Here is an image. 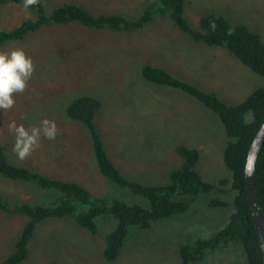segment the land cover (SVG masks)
I'll return each mask as SVG.
<instances>
[{"label": "rangeland", "instance_id": "rangeland-1", "mask_svg": "<svg viewBox=\"0 0 264 264\" xmlns=\"http://www.w3.org/2000/svg\"><path fill=\"white\" fill-rule=\"evenodd\" d=\"M42 1L48 13L73 3L94 16L123 14L137 19L156 0ZM185 1L186 19L193 28L202 16L214 14L233 25L247 26L264 41V0ZM32 17L22 4H0V30H11ZM13 48H22L36 71L28 90L14 97L15 107L0 110V144L9 160L54 178L76 181L95 196H115L144 206H148L146 199L113 186L99 173L87 130L65 118V107L73 99L92 95L102 101L95 122L113 162L131 181L168 184L170 173L182 165L176 148L184 145L200 152L198 171L204 181L217 184L231 177L223 162L226 136L219 117L183 92L146 82L141 68L146 64L160 67L206 92L218 93L228 105L264 87V78L242 64L240 94L224 92L216 79L218 57L181 34L167 16L133 33L94 31L77 24L45 27L23 41L0 46V51ZM22 114L28 119L21 120ZM43 119L56 122V139H42L37 151L19 160L12 150L14 136L8 123L15 120L28 128ZM0 194L13 201L44 205L54 199L51 192L1 176ZM234 197L233 192L214 191L200 196L187 212L158 221L149 230L131 228L114 263L103 259L105 236L115 225L114 219H99L97 234L72 219L50 220L38 227L24 264H180V246L211 239L229 222L231 209L211 207L210 201L232 202ZM25 223L23 217L0 213V262L13 252ZM196 264H246V260L243 248L232 245L209 252Z\"/></svg>", "mask_w": 264, "mask_h": 264}, {"label": "trees", "instance_id": "trees-1", "mask_svg": "<svg viewBox=\"0 0 264 264\" xmlns=\"http://www.w3.org/2000/svg\"><path fill=\"white\" fill-rule=\"evenodd\" d=\"M8 3L22 4L23 0H0L2 5ZM27 10L32 13V18L22 21L11 30H0V46L23 41L29 35L50 26L77 24L94 31L140 32L159 17L167 16L191 42L205 47L224 48L254 74L264 78V41L260 34L252 32L245 25H233L225 17L214 14L202 16L197 28H193L186 19L185 0H156L137 19L123 14L94 16L73 3L61 4L48 13L42 0L39 6ZM213 22L215 30L210 27ZM141 76L146 82L193 97L219 117L226 136L223 162L231 173L230 179H221L217 184L204 181L198 171L200 152L180 145L176 153L182 159V165L170 173L168 184L143 185L131 181L113 162L95 122L97 113L102 110V101L92 95L79 96L65 107V118L69 122L81 124L87 130L99 173L113 186L146 199L148 206L128 203L115 196H95L76 181L54 178L16 165L9 160L5 147L0 144L1 177L51 192L54 196L50 203L44 205L13 201L0 194V213L26 219L13 252L0 264L26 263L38 227L50 220L64 219H72L92 234L100 231L99 219H114L116 223L105 236L103 249L104 261L114 263L121 255L131 228L149 230L158 221L187 212L200 196L214 191L235 193L232 202L217 198L209 203L214 208L231 209L229 222L211 239L180 246V264H196L209 252L232 245L243 248L246 264H263L246 193L245 170L251 144L264 122V87L254 90L241 102L228 105L216 93L206 92L160 67L143 65ZM255 187L264 211V145L255 167Z\"/></svg>", "mask_w": 264, "mask_h": 264}, {"label": "clouds", "instance_id": "clouds-1", "mask_svg": "<svg viewBox=\"0 0 264 264\" xmlns=\"http://www.w3.org/2000/svg\"><path fill=\"white\" fill-rule=\"evenodd\" d=\"M41 0H23L22 7L30 9L39 6ZM210 27L215 30V23ZM36 71V65L22 48L11 51H0V110L9 111L16 105L14 97L22 95L28 90L29 81ZM21 120L28 119L22 114ZM8 131L14 136L13 153L23 161L41 147V140L53 141L58 135V128L54 120L43 119L39 125L26 128L17 124L15 120L7 125ZM252 162L248 161L246 168L251 171Z\"/></svg>", "mask_w": 264, "mask_h": 264}, {"label": "water", "instance_id": "water-1", "mask_svg": "<svg viewBox=\"0 0 264 264\" xmlns=\"http://www.w3.org/2000/svg\"><path fill=\"white\" fill-rule=\"evenodd\" d=\"M264 145V122L258 130L248 153L247 163L252 162L251 171L245 170L246 193L252 212L255 230L259 239L262 260L264 264V211L255 187V167ZM246 163V165H247Z\"/></svg>", "mask_w": 264, "mask_h": 264}, {"label": "crops", "instance_id": "crops-1", "mask_svg": "<svg viewBox=\"0 0 264 264\" xmlns=\"http://www.w3.org/2000/svg\"><path fill=\"white\" fill-rule=\"evenodd\" d=\"M212 54L218 57L220 63L216 70L217 81L219 80V85L223 88V91L229 95L240 94L241 84H243L241 79V74L243 71L242 63L239 62L234 56H232L224 48L206 47ZM201 72H205L204 67L201 65ZM209 71V70H208ZM211 75V74H210ZM255 80H259L257 77ZM216 93V92H213ZM251 93V92H250ZM250 93L248 95H250ZM218 95V93H216ZM238 102L236 101L235 104Z\"/></svg>", "mask_w": 264, "mask_h": 264}]
</instances>
